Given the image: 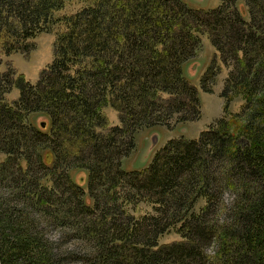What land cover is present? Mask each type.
<instances>
[{
	"label": "trees",
	"instance_id": "obj_1",
	"mask_svg": "<svg viewBox=\"0 0 264 264\" xmlns=\"http://www.w3.org/2000/svg\"><path fill=\"white\" fill-rule=\"evenodd\" d=\"M79 1L58 17L67 0H0L5 54L26 53L30 39L63 25L34 83L0 70V264H264V0H243L247 18L237 0L209 10ZM201 34L233 62L224 115L197 139H169L144 168L125 169L136 130L199 117L184 65ZM12 88L19 96L8 101ZM235 98L242 104L230 112ZM106 106L119 125H109ZM139 202L156 213L128 212ZM170 230L180 239L159 244Z\"/></svg>",
	"mask_w": 264,
	"mask_h": 264
},
{
	"label": "rangeland",
	"instance_id": "obj_2",
	"mask_svg": "<svg viewBox=\"0 0 264 264\" xmlns=\"http://www.w3.org/2000/svg\"><path fill=\"white\" fill-rule=\"evenodd\" d=\"M181 1L188 7L204 10L216 8L222 2V0ZM82 6L83 3L79 0H67L64 7L56 12V15L58 17L71 15L80 10ZM237 6L241 14L247 18L248 14L244 1L237 0ZM62 30L63 25L57 24L49 32L38 33L34 38L30 39L32 48L26 53L13 52L5 54L2 51L0 43V70H6L8 67L13 68L18 74H22L26 80L34 83L40 71L52 61L55 38ZM210 67L211 69H209ZM233 68L232 61L228 60L227 63H223L220 60L218 52L212 45L207 34H201L197 49L184 65V74L190 82L196 85L199 92V117L193 121L180 122L177 120V115H174L168 120L167 125L141 127L136 130L134 133V148L128 156L122 159V166L127 170L142 169L149 163L155 151L162 147L169 139L179 137L197 139L203 130L207 129L222 117L224 115V98L221 96V93L225 81L229 73L233 71ZM208 69L211 70V75L209 74L205 77L203 85L209 91H205L202 87V79L207 74ZM18 96L19 91L16 88H12L11 91L6 93V99L8 101H13ZM241 104V100L235 98L230 103L229 111L237 112ZM103 113L107 117L109 125L114 126L120 124L117 112L111 107H104ZM71 176L75 182L84 184L85 174L83 171L72 170ZM1 186L5 187V183L1 184ZM223 197L225 204L229 206L233 196L229 192H226ZM198 205H203V201H199ZM126 208L128 212L136 216L153 215L156 213V206L150 202H139L135 206L128 204ZM47 233L54 238L58 236V232L53 228L47 230ZM179 239L180 235L175 230H170L158 238V243H169Z\"/></svg>",
	"mask_w": 264,
	"mask_h": 264
},
{
	"label": "water",
	"instance_id": "obj_3",
	"mask_svg": "<svg viewBox=\"0 0 264 264\" xmlns=\"http://www.w3.org/2000/svg\"><path fill=\"white\" fill-rule=\"evenodd\" d=\"M43 125V124H42Z\"/></svg>",
	"mask_w": 264,
	"mask_h": 264
}]
</instances>
